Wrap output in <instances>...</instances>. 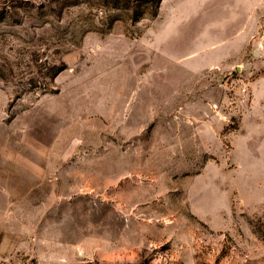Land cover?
Masks as SVG:
<instances>
[{"label": "rangeland", "instance_id": "374dc122", "mask_svg": "<svg viewBox=\"0 0 264 264\" xmlns=\"http://www.w3.org/2000/svg\"><path fill=\"white\" fill-rule=\"evenodd\" d=\"M0 264H264V0H0Z\"/></svg>", "mask_w": 264, "mask_h": 264}]
</instances>
